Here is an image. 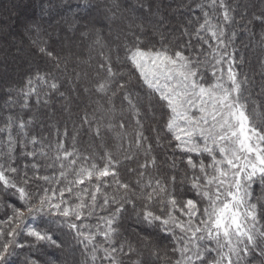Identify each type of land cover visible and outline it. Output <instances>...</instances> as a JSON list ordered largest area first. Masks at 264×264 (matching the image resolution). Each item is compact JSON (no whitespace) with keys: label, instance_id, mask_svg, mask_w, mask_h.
I'll list each match as a JSON object with an SVG mask.
<instances>
[{"label":"snow or ice","instance_id":"6c2138e0","mask_svg":"<svg viewBox=\"0 0 264 264\" xmlns=\"http://www.w3.org/2000/svg\"><path fill=\"white\" fill-rule=\"evenodd\" d=\"M260 4L259 11L249 14L250 5L241 11L239 0H191L182 7L195 13V20L190 17L174 30L178 35L160 31L162 18L152 24L159 46L145 43L144 23L130 24L116 49L120 70L105 55L99 68L106 75L94 85L98 94L111 93L109 105L116 97L123 105L115 122L114 105L105 110L106 125L95 113L90 118L85 112L72 133L65 127L61 135L56 127V140L46 142L47 137L31 133L32 117L25 120L11 109H28L33 98L37 106L47 107L57 94L66 100L56 76L38 69L22 85L6 88L7 99L0 105L8 111L0 124V264H14L25 248H61L54 232L64 229L83 248L82 264H126L137 254L121 234L130 207L136 224L170 238L164 250L151 248V257L163 264H264V109L252 94L258 74L262 82L256 95L264 96V59L258 73L249 77L241 71L245 55L237 47L244 37L245 50H264V0ZM65 7L72 11L71 0ZM94 7L92 0H79L73 20L76 13L86 16ZM138 7L148 17L160 11L152 0H135L126 10L135 18ZM113 8L120 11V3L107 9L110 18L116 15ZM38 51L60 69L52 50L38 46ZM135 85L139 90L134 92ZM143 90L150 98L147 108ZM153 99L167 115L166 145L164 137H155V147L171 149L164 174L153 140L145 134V122L155 119ZM84 126L97 138L114 133L122 159L106 147L99 155L80 152L76 144ZM158 130L153 126V132ZM69 135L71 148L66 146ZM125 164L134 182L122 178ZM254 185H259L260 196ZM149 243L145 237L144 246ZM21 264L41 261L28 254Z\"/></svg>","mask_w":264,"mask_h":264},{"label":"trees","instance_id":"16d2710c","mask_svg":"<svg viewBox=\"0 0 264 264\" xmlns=\"http://www.w3.org/2000/svg\"><path fill=\"white\" fill-rule=\"evenodd\" d=\"M0 1L12 7L23 8L25 13L22 12L24 13V21L22 24L23 27L21 28L22 38L24 40H30V43L32 44L27 50V58L24 60L26 65L22 67L17 73H12L11 70H9L11 68L10 66H17L14 58L8 60L5 63L4 61L0 63L2 66L0 69V105L3 104L5 99H7V93L5 91L6 88L10 86L18 87L22 85L27 76L31 73H34L38 69L52 72L62 85L60 91L65 93V96L67 97L65 100L61 99L58 94L54 95L47 107L37 106L35 103V98H33L28 109L22 110L19 106L11 109L15 115L22 116L25 120H27L29 117H32L34 122L30 128L31 133L39 137H47L46 142H54L56 140V127H59L61 135H63L65 127H67L69 133H72L74 126H80L81 118L85 112L89 114L90 118L92 114L95 113L97 119H99L102 124L106 125L109 121V114L105 110L114 105L116 111L112 113L113 122L121 118L120 109L123 107L121 99L116 97L113 99V104L109 105L107 103V99L111 93H108L107 95L98 94L95 92L94 85L99 83L106 75V73L99 68V65L104 62L105 55H110L113 64L117 67V70H120L119 66L116 65V49L122 45L125 39V33L128 32L130 24L135 25L138 23H144L145 34L142 38L144 39L145 43L149 46L151 44H156V46H159V35L153 34L152 24H157L158 20H156V17L162 12L165 13V9H170V13H167L170 18L169 24L167 25L169 27L167 31L170 33L178 35V32H174V30L178 29L182 24H185L190 17L195 20V15H192L182 7L183 4L191 3V0L178 1V4H175L176 6L173 5V0H165L164 6L161 7L162 9L155 17H148L147 14L144 15L145 13L143 10L145 9L138 7L135 12V18L132 12L129 14V11L126 10L131 4L135 3V0H92V3L95 7L86 15V17H90L92 14H97L99 16L102 14L111 17V13H109L107 9L111 8L114 3H120L121 12L110 19L115 23L117 30H119V41H122L119 42L120 44L115 45L113 42L118 41V39L114 40V35L112 32L106 33V37L104 39L103 35H105V33L102 34V30L105 29V26H103L105 23H99L100 27L97 28L96 24L98 23H95L94 19V21L91 20L92 25L89 24V26L91 25L89 34L90 37L88 36V33L87 35H81L83 32L80 33V37L84 39V46L80 47L82 49H77L76 51L80 54L75 55L74 51L73 55L69 53L67 56H64L65 53L61 54L63 51V46H61L60 41H56L54 38H51L46 25H42L40 21L36 20L33 16L34 8L36 5H38L40 0H35L34 2L31 0L30 5L26 4V2H23L22 0ZM41 1L43 4H49L50 6L53 5L54 9H56L54 1L60 0ZM63 1L67 3L69 2V0ZM78 2L79 0H71V4L74 5V7ZM152 2L155 8V5H157L156 2L158 3V0H152ZM239 3L242 5L240 9L241 11H243V5H250L248 10L249 14H251L252 11H259V9L262 7L259 0H239ZM251 5H254L255 7H251ZM76 15L78 16L76 20L70 19L71 21L66 23V29L70 32L74 28L81 29L82 24L88 25V23L82 19V17L86 18L83 13H76ZM0 16H2V18L4 17L1 10ZM95 17L96 16L93 15L92 18ZM141 17H143V20H141ZM78 18L83 20V22H81L82 24ZM127 18H130V22H127L126 24L125 21H128ZM136 18H138L137 22ZM149 19L151 20V24L148 23ZM30 25H34L35 27L30 28ZM36 28L39 29V32L36 31ZM135 31L138 32L139 30L135 29ZM256 31H259V29L257 28ZM168 39L171 41L172 35H169ZM34 40H36L38 43L33 44ZM97 40H99V43H97ZM241 41L244 48V44H247L248 40L246 38H242ZM38 46H47L57 57L60 56L63 58L64 64L62 67L57 70L55 68L56 61L50 60L48 57L41 55L38 51ZM1 50L2 49L0 48V54L3 56L7 51ZM258 51L264 52V50L261 48H258L255 51H251L250 48L246 50V53H248L246 60L248 59L249 62V70L246 73L249 75V77H252L253 73H258L260 63ZM83 54L86 56V58H82ZM7 64H9V66H7ZM77 73L79 74V79H77ZM256 76L258 77V80L255 79V87L252 90V94L254 98L260 101L261 105L263 104L262 109H264V96L256 95L260 91V85L262 81L259 79L260 75L257 74L254 77ZM85 88H88L89 91L85 92ZM132 90L134 92L139 90V85H135ZM140 94L143 97L142 105L147 108L150 99L147 95V91L143 90L140 92ZM152 104L156 109L155 119L145 122V134L150 136L153 140L155 148L154 154L158 157V167L161 174H164L168 173L169 171L167 164L169 162L168 155L171 154V149L167 148L166 146L155 147V137L157 135L164 137V144L166 145L167 135L163 131V123L166 121L167 115L166 110H162L155 99L152 100ZM99 105H103V109H100ZM7 114V110L0 109V124H2ZM128 122L131 123L130 115H128ZM153 126L158 127V132L152 131ZM128 131L131 132L132 128L129 127ZM72 143V137L69 135L66 137V146L71 148ZM119 143L120 141L115 139L114 133L108 132L105 133V135H103L101 138H97L90 132L87 126H84L82 129H80L76 147L80 152L95 151L98 155L101 154L106 147L111 150L114 155L122 159L123 153L118 148ZM124 146L128 147L127 143H125ZM140 160L143 162L142 155ZM19 163L21 166H23L22 160L19 161ZM126 168L127 164L121 166L120 168L122 178L130 182H134L135 177L130 176L126 171ZM253 187L255 189V195L260 196L261 189L259 185H254ZM2 215L3 213L0 212V216ZM133 219H135V216L132 213L130 207L128 217L122 222L121 234L123 239L130 240L134 244V246L137 248V254L133 255L131 260H127L126 264H132V261L135 260H141L146 264H151L149 262V257L151 256L152 246L155 245L161 250H164L166 246H169L170 238L162 239L161 234L155 230L146 228L144 225L137 224L139 227L136 228L133 223ZM139 232H141L140 234L150 238L151 243H149L147 247L144 246L145 244H139ZM54 239L61 243V248L43 246L36 251L27 248L23 250H26V253H29L30 251V254L34 258H38L41 261V264H51L50 261H53L56 264H82L84 260L82 255L83 248L77 244L73 233L69 232L67 229H64L63 231L58 230L54 232ZM47 253H53L54 256L49 258L47 257ZM138 254H140L141 257H138ZM22 255L23 253L20 251L19 258L14 260V264H21L23 260ZM154 261L155 264H163L162 260L155 259Z\"/></svg>","mask_w":264,"mask_h":264},{"label":"rangeland","instance_id":"374dc122","mask_svg":"<svg viewBox=\"0 0 264 264\" xmlns=\"http://www.w3.org/2000/svg\"><path fill=\"white\" fill-rule=\"evenodd\" d=\"M23 2L25 1L26 4L31 3V0H22ZM35 0H33L34 2ZM178 1H184V0H173V5L178 4ZM260 1V0H259ZM55 2V6L56 9H54L53 5L50 6L49 4H43L42 1L40 0L38 2V5L35 6L34 8V12H33V16L35 17L36 20L40 21V23L42 25H46V28L48 29V32L50 33L51 38H54L56 41H60L61 46H63V51L61 54H64V56H67L69 53H71L73 55L74 51H75V55H79L80 53L76 52L77 49L80 50L82 48V46H84V39L80 37V33H88V36L90 34V27H91V20L94 21L95 19V23L97 22L98 24H96L97 28L100 27L99 23H105V29L102 30V34L105 33L104 39L106 37V33L112 32L114 35V40H117L118 38L120 39V33L119 30H117V27L115 25L114 22H112V20L110 19L109 16L106 15H97V14H92L90 15V17H82L83 20L86 21V23H88V25H84L81 22H83V20L80 18H78V20H80V23L82 24V28L80 29H76L74 28L71 32L68 31L66 29V23H68L69 21H71L70 19H73L72 17V12H74L75 7L73 5L72 11H69V9L67 7H65V5L67 4V2H64L63 0L60 1H54ZM164 2L165 0H158V3L156 2V4L159 5L160 10L162 9L161 7L164 6ZM2 2L0 1V10L3 12V18L2 16H0V48L3 50H6L7 52L1 56L0 54V63L2 61L7 62L8 60H11L12 58L15 59V63L17 66H10L11 68L9 70H11L12 73H17L19 70H21L22 67H24L26 65V63L24 62V60L27 58V50L29 49L30 45H32L30 43V40H24L22 38V30L21 28L23 27V21H24V10L21 7H12L9 5L4 4V2L1 4ZM176 6V5H175ZM155 9V8H154ZM114 12H116L115 8L112 9ZM24 12V13H22ZM121 12L118 11L116 12V15L119 14ZM143 12L145 13L144 15H146V11L143 10ZM160 12V11H159ZM167 13H170V9H165V13L162 12L161 14H159L156 17V20L160 21L161 18L163 19V23L162 25H160V31H166L168 30V24L170 21V18L168 16ZM129 14H131V11H129ZM192 15H196L191 13ZM94 16H96L95 18H92ZM78 17V16H77ZM92 18V19H90ZM97 19V20H96ZM128 21H125V23L127 24V22H130V18H127ZM138 21V18H136V22ZM89 24H91L89 26ZM76 29V30H75ZM81 30V31H80ZM121 32V31H120ZM123 34V33H122ZM87 36V37H88ZM90 37V36H89ZM88 37V38H89ZM244 39V37H242ZM241 38V40H242ZM116 42H113L115 45L120 44L119 42L122 41L120 40ZM103 41V40H102ZM237 47L241 49V51L244 52L245 55V63L244 66L242 68V72H247L249 70L248 68V59L246 60L248 53H246V50L243 48L242 42L238 41L237 42ZM251 49V51H255L257 50L258 46H252L249 47ZM103 52H105L104 50H102ZM259 56H260V61L262 59H264V52L263 51H258ZM63 56V57H64ZM86 58V56H84L82 58ZM59 58V62H60V67H62V65L64 64V59L61 58L60 56ZM7 66H9V64H7ZM2 68L1 64H0V69ZM254 79L258 80V77H254ZM259 79H261V77H259ZM71 95V94H70ZM263 105V104H262ZM261 105V106H262ZM263 108V107H262ZM252 110V105H249V111L251 112ZM76 127H79L76 126ZM133 223L135 225L136 228H138L139 226L136 224L135 219H133ZM141 232L138 233V236L140 238V245L145 244V235L140 234ZM23 253V257L24 258L25 255L30 254L26 253V250H22ZM138 257H141L140 254H138ZM54 256L53 253H47V257H52ZM137 257V256H136ZM149 262L151 264H155V259L152 258L151 256L149 257ZM51 264H56L53 261H50ZM146 264V263H145ZM149 264V263H147Z\"/></svg>","mask_w":264,"mask_h":264}]
</instances>
